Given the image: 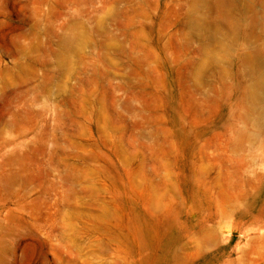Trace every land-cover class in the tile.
I'll use <instances>...</instances> for the list:
<instances>
[{
  "label": "rangeland",
  "instance_id": "rangeland-1",
  "mask_svg": "<svg viewBox=\"0 0 264 264\" xmlns=\"http://www.w3.org/2000/svg\"><path fill=\"white\" fill-rule=\"evenodd\" d=\"M237 1L251 41L216 57L191 0H0V264H264V0Z\"/></svg>",
  "mask_w": 264,
  "mask_h": 264
},
{
  "label": "bare ground",
  "instance_id": "bare-ground-1",
  "mask_svg": "<svg viewBox=\"0 0 264 264\" xmlns=\"http://www.w3.org/2000/svg\"><path fill=\"white\" fill-rule=\"evenodd\" d=\"M237 0H191L187 8L188 18L186 21L187 34L200 40L202 49L213 56L220 57L221 52L225 51L228 46H237L238 44L246 46L251 37H239L240 26L243 21L241 15L238 16ZM249 22V21H248ZM247 22V23H248ZM250 21L248 24L252 25ZM78 36L71 34L62 40V56L66 57L73 49L72 41ZM263 47H257L254 50L246 49L241 57V62L249 70L260 69L261 63H258L259 54L262 53ZM264 84V74L259 73L251 82L248 88V97L257 100L260 87ZM259 122L264 126L263 120Z\"/></svg>",
  "mask_w": 264,
  "mask_h": 264
}]
</instances>
